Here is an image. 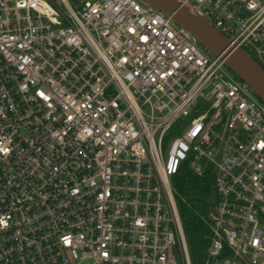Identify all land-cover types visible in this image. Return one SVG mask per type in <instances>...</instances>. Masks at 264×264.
<instances>
[{
  "label": "built area",
  "instance_id": "1",
  "mask_svg": "<svg viewBox=\"0 0 264 264\" xmlns=\"http://www.w3.org/2000/svg\"><path fill=\"white\" fill-rule=\"evenodd\" d=\"M181 1L264 60V0ZM75 6L0 0V264H194L184 164L204 264H264V101L148 1Z\"/></svg>",
  "mask_w": 264,
  "mask_h": 264
},
{
  "label": "water",
  "instance_id": "2",
  "mask_svg": "<svg viewBox=\"0 0 264 264\" xmlns=\"http://www.w3.org/2000/svg\"><path fill=\"white\" fill-rule=\"evenodd\" d=\"M146 1L172 15L179 24L190 30L206 49L222 56L226 65L246 81L264 101V66L248 50L232 44L228 36L207 18L193 12L181 0Z\"/></svg>",
  "mask_w": 264,
  "mask_h": 264
},
{
  "label": "trees",
  "instance_id": "3",
  "mask_svg": "<svg viewBox=\"0 0 264 264\" xmlns=\"http://www.w3.org/2000/svg\"><path fill=\"white\" fill-rule=\"evenodd\" d=\"M249 52L264 66L261 58L256 57L251 50ZM172 181L190 251L197 259L201 258L206 255L210 234L203 216L208 213L216 195L213 174L210 171L197 174L189 164H184Z\"/></svg>",
  "mask_w": 264,
  "mask_h": 264
},
{
  "label": "rangeland",
  "instance_id": "4",
  "mask_svg": "<svg viewBox=\"0 0 264 264\" xmlns=\"http://www.w3.org/2000/svg\"><path fill=\"white\" fill-rule=\"evenodd\" d=\"M57 1H59V0H57ZM71 2H72V4L75 6V3L76 2H78V1H82V0H70ZM139 1H141V2H143V0H139ZM76 7V6H75ZM247 49L248 50H251L252 52H253V54L256 56V57H259L257 54H256V52H255V50L252 48V47H247ZM211 54V53H210ZM259 58H261V57H259ZM262 60H263V58H262ZM264 61V60H263ZM230 71H231V73H233L234 74V72L230 69V68H228ZM191 256H192V259H193V262H194V264H204V262L206 261V255L205 256H203V257H201V258H198L197 259V257H195L194 255H193V253L191 252ZM196 258V259H195Z\"/></svg>",
  "mask_w": 264,
  "mask_h": 264
}]
</instances>
